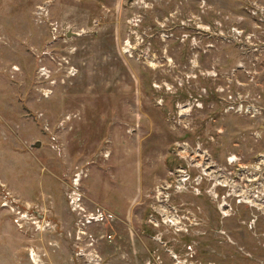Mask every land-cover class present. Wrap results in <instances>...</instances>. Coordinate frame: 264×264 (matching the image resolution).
<instances>
[{
  "label": "rangeland",
  "instance_id": "374dc122",
  "mask_svg": "<svg viewBox=\"0 0 264 264\" xmlns=\"http://www.w3.org/2000/svg\"><path fill=\"white\" fill-rule=\"evenodd\" d=\"M0 264H264V0H0Z\"/></svg>",
  "mask_w": 264,
  "mask_h": 264
},
{
  "label": "built area",
  "instance_id": "2783aa9c",
  "mask_svg": "<svg viewBox=\"0 0 264 264\" xmlns=\"http://www.w3.org/2000/svg\"><path fill=\"white\" fill-rule=\"evenodd\" d=\"M45 4H46V2H42V3L38 4L37 7H36L37 8L36 11H37V13H40V14L44 13L45 14V18L49 22L51 29L53 31L57 30V24L55 22H53L51 19H48L47 16H46V11H47L46 9L47 8L45 7ZM98 215H99L98 213H95L94 217H96Z\"/></svg>",
  "mask_w": 264,
  "mask_h": 264
},
{
  "label": "water",
  "instance_id": "95a60500",
  "mask_svg": "<svg viewBox=\"0 0 264 264\" xmlns=\"http://www.w3.org/2000/svg\"><path fill=\"white\" fill-rule=\"evenodd\" d=\"M68 32L70 33V31H68ZM68 32H67V34H69ZM35 145H39V142L38 141L35 142Z\"/></svg>",
  "mask_w": 264,
  "mask_h": 264
},
{
  "label": "bare ground",
  "instance_id": "6f19581e",
  "mask_svg": "<svg viewBox=\"0 0 264 264\" xmlns=\"http://www.w3.org/2000/svg\"><path fill=\"white\" fill-rule=\"evenodd\" d=\"M74 198H75V197H74ZM74 198L72 199V203H75V205H76V204H77V202H75V201L73 202ZM31 253H33V252H31Z\"/></svg>",
  "mask_w": 264,
  "mask_h": 264
}]
</instances>
